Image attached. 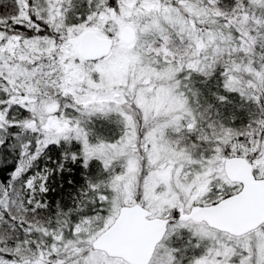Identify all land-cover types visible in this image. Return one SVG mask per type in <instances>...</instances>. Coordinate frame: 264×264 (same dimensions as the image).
Segmentation results:
<instances>
[{
    "label": "snow or ice",
    "instance_id": "obj_1",
    "mask_svg": "<svg viewBox=\"0 0 264 264\" xmlns=\"http://www.w3.org/2000/svg\"><path fill=\"white\" fill-rule=\"evenodd\" d=\"M0 264H264V0H0Z\"/></svg>",
    "mask_w": 264,
    "mask_h": 264
}]
</instances>
